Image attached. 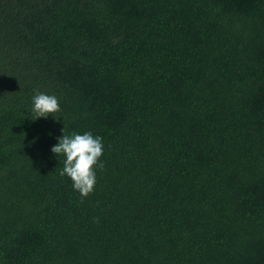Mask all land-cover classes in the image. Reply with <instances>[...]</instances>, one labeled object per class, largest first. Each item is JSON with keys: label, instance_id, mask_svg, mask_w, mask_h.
<instances>
[{"label": "trees", "instance_id": "16d2710c", "mask_svg": "<svg viewBox=\"0 0 264 264\" xmlns=\"http://www.w3.org/2000/svg\"><path fill=\"white\" fill-rule=\"evenodd\" d=\"M0 264H264V0H0Z\"/></svg>", "mask_w": 264, "mask_h": 264}, {"label": "clouds", "instance_id": "9594fccd", "mask_svg": "<svg viewBox=\"0 0 264 264\" xmlns=\"http://www.w3.org/2000/svg\"><path fill=\"white\" fill-rule=\"evenodd\" d=\"M61 111L60 103L55 95H48L39 89L34 90L31 101V120L47 118L51 115L58 119L56 114ZM58 143L51 148V152L65 157L60 175L66 176L72 182V188L77 191L81 201L87 198L96 184V168L103 171L105 165L100 161L103 155L104 144L100 136H93L91 132L71 135L64 134Z\"/></svg>", "mask_w": 264, "mask_h": 264}]
</instances>
